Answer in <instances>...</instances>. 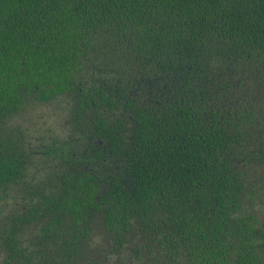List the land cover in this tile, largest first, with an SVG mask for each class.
I'll return each mask as SVG.
<instances>
[{
  "label": "trees",
  "instance_id": "1",
  "mask_svg": "<svg viewBox=\"0 0 264 264\" xmlns=\"http://www.w3.org/2000/svg\"><path fill=\"white\" fill-rule=\"evenodd\" d=\"M0 264H264V0H0Z\"/></svg>",
  "mask_w": 264,
  "mask_h": 264
}]
</instances>
